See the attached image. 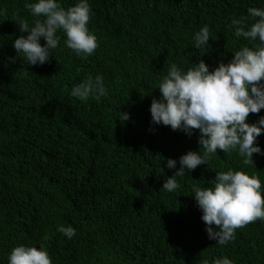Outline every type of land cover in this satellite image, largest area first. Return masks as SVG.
I'll use <instances>...</instances> for the list:
<instances>
[{"label": "trees", "instance_id": "16d2710c", "mask_svg": "<svg viewBox=\"0 0 264 264\" xmlns=\"http://www.w3.org/2000/svg\"><path fill=\"white\" fill-rule=\"evenodd\" d=\"M26 2L33 0H0V264L20 244L43 245L52 264H213L224 256L264 264V220L220 245L208 238L192 193L231 168L258 176L264 195V154L245 164L236 151L218 150L168 192L162 185L175 169L166 159L203 148L198 130L189 137L152 124L150 114L171 64L186 70L203 59L212 70L250 44L234 36L231 21L264 0H89L95 53L77 55L61 31L43 65H27L13 47L22 34L16 19H35ZM60 2L67 8L76 0ZM205 25L209 46L197 49L192 35ZM98 74L107 95H70ZM256 143L264 151V132ZM60 225L75 235L68 239Z\"/></svg>", "mask_w": 264, "mask_h": 264}, {"label": "clouds", "instance_id": "9594fccd", "mask_svg": "<svg viewBox=\"0 0 264 264\" xmlns=\"http://www.w3.org/2000/svg\"><path fill=\"white\" fill-rule=\"evenodd\" d=\"M25 7L34 22L29 24L27 19L17 18L22 34L12 43L17 56L26 60L27 65L48 62L52 50L59 46L61 31L66 37L65 46L77 55L87 57L95 53L99 45L88 26L92 15L89 0H76L67 8L60 0H33L26 2ZM247 13L246 17L233 18L230 27L235 37L251 43L234 51L231 60H221L212 70L203 59L186 70L173 63L156 87L160 96L151 101V123L170 126L189 137L198 130V144L203 148V152L186 151L178 161L166 159L167 168L175 169L162 185L168 192L180 187L178 177L199 165H208L211 155L218 150L236 151L245 164L254 163V153L264 154L256 143L264 132V115L255 122L248 121L250 113L264 109V8L249 7ZM210 37L208 26H202L192 35L191 45L197 49L208 47ZM107 92L103 76L98 74L74 85L70 95L86 101L93 95L99 99ZM122 114L123 120L129 118L128 113ZM214 180L211 186L193 185L192 193L202 212L208 238L226 245L235 238L236 229L264 220V195L259 177L243 170L216 171ZM57 231L71 239L76 229L60 225ZM8 264H52V259L43 245L20 244L9 252ZM213 264L233 261L224 256L214 259Z\"/></svg>", "mask_w": 264, "mask_h": 264}]
</instances>
